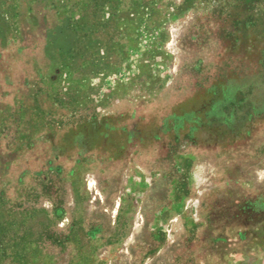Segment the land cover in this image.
I'll return each mask as SVG.
<instances>
[{"label":"rangeland","instance_id":"rangeland-1","mask_svg":"<svg viewBox=\"0 0 264 264\" xmlns=\"http://www.w3.org/2000/svg\"><path fill=\"white\" fill-rule=\"evenodd\" d=\"M0 264H264V0H0Z\"/></svg>","mask_w":264,"mask_h":264}]
</instances>
